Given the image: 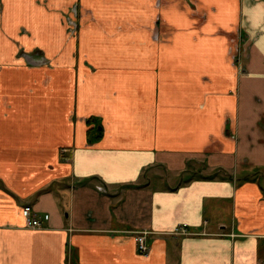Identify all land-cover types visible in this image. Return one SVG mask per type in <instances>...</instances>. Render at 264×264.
I'll use <instances>...</instances> for the list:
<instances>
[{
    "label": "crops",
    "instance_id": "obj_1",
    "mask_svg": "<svg viewBox=\"0 0 264 264\" xmlns=\"http://www.w3.org/2000/svg\"><path fill=\"white\" fill-rule=\"evenodd\" d=\"M262 170L264 0H0V264H264Z\"/></svg>",
    "mask_w": 264,
    "mask_h": 264
},
{
    "label": "built area",
    "instance_id": "obj_2",
    "mask_svg": "<svg viewBox=\"0 0 264 264\" xmlns=\"http://www.w3.org/2000/svg\"><path fill=\"white\" fill-rule=\"evenodd\" d=\"M67 149H63V151H66ZM23 214L24 216L27 218L28 220V225L30 227H33V228H36V227H41L43 222H42V219H41V216L38 215L36 212L34 211H31L30 209L28 208H25L23 210ZM45 219H48L50 217L49 214H45L44 215ZM176 233H182V234H188V233H191L189 231V228H188V225L187 224H182L181 226L179 225L177 228H176ZM147 232L146 231H142L141 233L138 234V242H139V250H140V253L142 255H149L150 253V247L147 243Z\"/></svg>",
    "mask_w": 264,
    "mask_h": 264
},
{
    "label": "trees",
    "instance_id": "obj_3",
    "mask_svg": "<svg viewBox=\"0 0 264 264\" xmlns=\"http://www.w3.org/2000/svg\"><path fill=\"white\" fill-rule=\"evenodd\" d=\"M100 127H97V129L95 130V132L96 133H98V132H100L101 131V129H99ZM94 131H92V135H91V140H93L95 137V135H94V133H95Z\"/></svg>",
    "mask_w": 264,
    "mask_h": 264
},
{
    "label": "rangeland",
    "instance_id": "obj_4",
    "mask_svg": "<svg viewBox=\"0 0 264 264\" xmlns=\"http://www.w3.org/2000/svg\"><path fill=\"white\" fill-rule=\"evenodd\" d=\"M259 172V171H258ZM261 173V174H260ZM260 173H259V176H261V177H263L264 178V171L262 170V171H260ZM181 226V225H180ZM177 228V227H176ZM176 231V230H175Z\"/></svg>",
    "mask_w": 264,
    "mask_h": 264
}]
</instances>
